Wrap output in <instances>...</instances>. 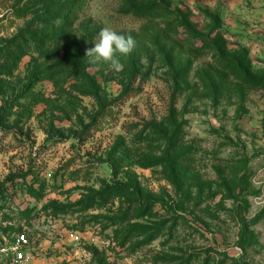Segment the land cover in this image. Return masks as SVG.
Listing matches in <instances>:
<instances>
[{
  "label": "rangeland",
  "instance_id": "1",
  "mask_svg": "<svg viewBox=\"0 0 264 264\" xmlns=\"http://www.w3.org/2000/svg\"><path fill=\"white\" fill-rule=\"evenodd\" d=\"M104 27L136 41L121 73L85 55ZM19 231L22 264H264V0H0Z\"/></svg>",
  "mask_w": 264,
  "mask_h": 264
},
{
  "label": "clouds",
  "instance_id": "2",
  "mask_svg": "<svg viewBox=\"0 0 264 264\" xmlns=\"http://www.w3.org/2000/svg\"><path fill=\"white\" fill-rule=\"evenodd\" d=\"M136 47V41L131 35L120 34L115 30L104 27L100 30L94 46L86 49L85 55L92 62H103L115 73L124 70L120 57H127Z\"/></svg>",
  "mask_w": 264,
  "mask_h": 264
},
{
  "label": "built area",
  "instance_id": "3",
  "mask_svg": "<svg viewBox=\"0 0 264 264\" xmlns=\"http://www.w3.org/2000/svg\"><path fill=\"white\" fill-rule=\"evenodd\" d=\"M31 242L25 231L16 233L14 239L0 242V264H22L26 260V251Z\"/></svg>",
  "mask_w": 264,
  "mask_h": 264
},
{
  "label": "trees",
  "instance_id": "4",
  "mask_svg": "<svg viewBox=\"0 0 264 264\" xmlns=\"http://www.w3.org/2000/svg\"><path fill=\"white\" fill-rule=\"evenodd\" d=\"M154 9H156V6H154V5L153 6L147 5V6H139V7H130L128 9V12H133L136 15L143 16V15L147 14V12H150V11H152ZM190 33H192V31ZM227 62H229V61L227 60ZM230 64H231V66H233L236 63L234 64V62L233 63L231 62ZM11 180H13V179L12 178H9V180H7V182H11ZM22 220H25V219H22Z\"/></svg>",
  "mask_w": 264,
  "mask_h": 264
}]
</instances>
